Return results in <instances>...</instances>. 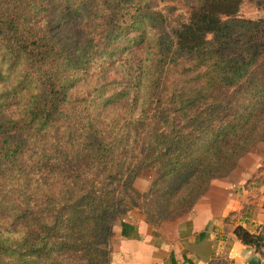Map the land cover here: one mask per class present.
Here are the masks:
<instances>
[{
    "label": "trees",
    "instance_id": "16d2710c",
    "mask_svg": "<svg viewBox=\"0 0 264 264\" xmlns=\"http://www.w3.org/2000/svg\"><path fill=\"white\" fill-rule=\"evenodd\" d=\"M167 1L175 0H0V82L17 97L9 104L0 93V107L11 111L0 117V181L19 183L3 208L21 230L14 241L0 234V264H108L112 219L137 207L133 182L143 167L156 176L141 208L148 223L158 224L190 208L212 178L264 140V17L245 16L264 10V0H236L228 11L235 14L210 16L206 36L192 42L183 39L175 7L158 8ZM51 3L81 20L73 52L51 37ZM130 33L127 45L138 42L141 57L120 64L127 83L106 84L96 71ZM182 61L193 63L181 65L188 81L164 88L165 66ZM117 99L127 100L124 118L103 126L99 106L114 110ZM58 121L62 144L48 161L63 164L56 184L38 196L24 190L19 155ZM120 226L123 236L134 231ZM233 232L243 244L264 245V236L239 225Z\"/></svg>",
    "mask_w": 264,
    "mask_h": 264
},
{
    "label": "crops",
    "instance_id": "0c3cea01",
    "mask_svg": "<svg viewBox=\"0 0 264 264\" xmlns=\"http://www.w3.org/2000/svg\"><path fill=\"white\" fill-rule=\"evenodd\" d=\"M254 145L263 149L255 162L242 165L239 158L226 175L210 180L190 208L158 224L148 223L141 208L143 192L149 185L137 191L134 181L137 207L114 215L108 264H214L217 256H223L228 264H249L252 258L264 264V245L252 250L233 232L239 225L251 234L264 236V140ZM234 210V218L227 220ZM121 222L133 226L134 231L123 236ZM205 240L212 241L207 262L187 247Z\"/></svg>",
    "mask_w": 264,
    "mask_h": 264
},
{
    "label": "rangeland",
    "instance_id": "374dc122",
    "mask_svg": "<svg viewBox=\"0 0 264 264\" xmlns=\"http://www.w3.org/2000/svg\"><path fill=\"white\" fill-rule=\"evenodd\" d=\"M185 1L186 0L167 1L164 3L160 2L158 3V8H162L164 4H169L175 7L172 15L174 18H178L180 20V27L184 31L183 39L186 42H192L194 39L201 40L206 36L209 21L208 18L210 16L217 19L223 15L231 16L236 13L228 12L230 8H236L234 5L236 0H225L224 3H221L223 5H210L218 2V0H216L202 6H194V0L188 5H185ZM60 10L61 6H54V4L51 3L45 14V19L48 24L52 26L51 37L61 42L68 48V50L73 52L80 44L81 33L79 27L81 20L75 16H66L63 13L61 14ZM245 16L252 18L264 17V10L248 13L245 14ZM133 35L134 33L123 35L121 39L114 44V47H121L123 50L115 53L116 55L113 57L114 59L108 62L105 69L96 71L98 76L102 73L101 80L104 83L107 84L109 82H116V85L118 86V84H120L119 82H128V75H124L119 66L120 64H126L127 59L131 62L136 61L142 54V49L140 48V44L138 42L129 43L127 45L126 38ZM192 46V44H188L186 47ZM125 54L128 57L126 59H124ZM192 64L193 63H188L187 61H182L179 65H166L164 71L161 73L159 82H162L163 87L166 89L176 88L184 82L183 80L188 81V79H186L187 75H185V71H183L181 65L191 66ZM6 86L5 81L0 82L1 97L5 99L4 102H9V104L15 103L17 97L9 98L7 94H5ZM110 87H115V85H111L109 88ZM80 91V82H78L74 85V88L71 91L72 98L75 99L77 97V93ZM123 101L124 100L117 99V101L112 103L114 110L111 111L108 110L109 106L106 103L99 106V111L101 112L99 120L103 126H106L108 122H112L117 118H120L121 120L124 118V107L127 104V100ZM75 109L76 107L73 108V111ZM10 114L11 111L6 110L4 106L0 107V117L9 116ZM63 124H65L64 121ZM61 126L62 122L58 121L49 131L45 133L43 139L31 138L30 140H27L25 147L19 155L20 166L24 172V190L33 192L35 195L42 196L45 192H47L48 188L53 187L56 184L55 175L58 172L56 168L63 164V162H53V164L50 165L48 160L53 159L54 156L58 155L60 152V145L62 144ZM262 151L263 149L258 148V145H253L251 149L249 147L247 152L239 157L240 159L238 158L240 160L239 162H241L242 165L251 162L253 163L257 160L259 153ZM137 152L139 155L141 153V148L138 149ZM262 160L263 159L259 161L261 162ZM51 170L52 172H50ZM155 176L156 172L154 169L143 167L134 179V181H136L135 186L137 191H142L143 187L148 186ZM9 183L10 184H4L3 181H0V234L11 241H14L20 237L21 230L12 219L9 209L5 210L3 206L6 204L5 202H10V195L8 192L11 189V186L13 185L16 188H19V183L11 180ZM27 187L29 190H27ZM234 192L236 191L234 190ZM134 196L136 199L138 195L135 193ZM247 197L248 196L244 197V199ZM234 214H236L235 210L229 212L226 219L230 220L231 218H234ZM228 263L229 262L225 260L223 256L215 257L214 264Z\"/></svg>",
    "mask_w": 264,
    "mask_h": 264
},
{
    "label": "water",
    "instance_id": "95a60500",
    "mask_svg": "<svg viewBox=\"0 0 264 264\" xmlns=\"http://www.w3.org/2000/svg\"><path fill=\"white\" fill-rule=\"evenodd\" d=\"M171 137L169 138V142L171 141ZM212 241L205 240L201 242L190 243L187 245L188 249L196 253L203 261L207 262L210 256V248ZM249 264H258V260L256 258H252L249 261Z\"/></svg>",
    "mask_w": 264,
    "mask_h": 264
},
{
    "label": "built area",
    "instance_id": "2783aa9c",
    "mask_svg": "<svg viewBox=\"0 0 264 264\" xmlns=\"http://www.w3.org/2000/svg\"><path fill=\"white\" fill-rule=\"evenodd\" d=\"M248 247L251 248L252 250L256 249V245L255 244L248 245Z\"/></svg>",
    "mask_w": 264,
    "mask_h": 264
}]
</instances>
